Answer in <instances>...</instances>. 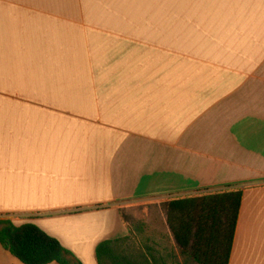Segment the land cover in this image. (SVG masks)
<instances>
[{
  "label": "crops",
  "instance_id": "1",
  "mask_svg": "<svg viewBox=\"0 0 264 264\" xmlns=\"http://www.w3.org/2000/svg\"><path fill=\"white\" fill-rule=\"evenodd\" d=\"M227 189L264 264V0H0V219L97 264L125 207Z\"/></svg>",
  "mask_w": 264,
  "mask_h": 264
},
{
  "label": "trees",
  "instance_id": "2",
  "mask_svg": "<svg viewBox=\"0 0 264 264\" xmlns=\"http://www.w3.org/2000/svg\"><path fill=\"white\" fill-rule=\"evenodd\" d=\"M242 199V190L227 189L167 202V226L178 256L194 264H229ZM130 242L129 236L100 242L95 250L97 264H168L156 248ZM0 245L22 264H82L33 223L17 226L0 219Z\"/></svg>",
  "mask_w": 264,
  "mask_h": 264
},
{
  "label": "rangeland",
  "instance_id": "3",
  "mask_svg": "<svg viewBox=\"0 0 264 264\" xmlns=\"http://www.w3.org/2000/svg\"><path fill=\"white\" fill-rule=\"evenodd\" d=\"M180 199L181 196H176L174 194L169 195L167 198L162 199L161 205L154 204L153 201L150 200L149 205H139L130 207V209L120 210V214L124 218V220L128 223L130 228L129 238H131V245H148L156 248L160 255H162L165 259L168 260V264H194L190 260L185 257L178 256V250L175 247L174 241L172 239L171 233L166 223V211H165V203L174 199ZM83 221L91 220L88 218L81 219ZM90 222H86L85 225L79 224L75 226L73 229H64L61 230L62 226H59V230L54 231L56 234L65 236L66 233L74 238L82 237L86 235L85 228H88ZM78 229V230H75ZM78 232L81 233L78 234ZM124 236V237H128ZM122 237V238H124ZM69 241V239H66ZM68 251H70L77 259V254L70 248L64 246ZM176 255L175 259L172 260L171 256ZM85 259V258H84ZM80 260V259H79ZM81 261V260H80ZM82 262V261H81ZM95 262L96 257H95ZM86 263L91 264L90 260ZM82 264H84L82 262Z\"/></svg>",
  "mask_w": 264,
  "mask_h": 264
}]
</instances>
